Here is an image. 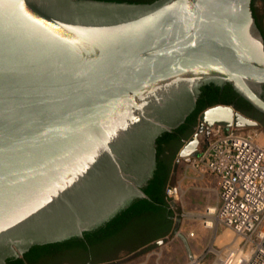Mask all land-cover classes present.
<instances>
[{
	"label": "water",
	"instance_id": "water-1",
	"mask_svg": "<svg viewBox=\"0 0 264 264\" xmlns=\"http://www.w3.org/2000/svg\"><path fill=\"white\" fill-rule=\"evenodd\" d=\"M211 82L264 112L252 0H0V264L148 197L157 139ZM215 124L258 121L230 104L203 109L173 171Z\"/></svg>",
	"mask_w": 264,
	"mask_h": 264
},
{
	"label": "built area",
	"instance_id": "built-area-1",
	"mask_svg": "<svg viewBox=\"0 0 264 264\" xmlns=\"http://www.w3.org/2000/svg\"><path fill=\"white\" fill-rule=\"evenodd\" d=\"M180 161L189 164L198 179L208 174L218 178V201L208 210L251 246L227 250L220 264H264V146L253 132L212 125L208 133H198L196 152ZM180 189L179 181L166 187L173 205Z\"/></svg>",
	"mask_w": 264,
	"mask_h": 264
},
{
	"label": "flooded vegetation",
	"instance_id": "flooded-vegetation-1",
	"mask_svg": "<svg viewBox=\"0 0 264 264\" xmlns=\"http://www.w3.org/2000/svg\"><path fill=\"white\" fill-rule=\"evenodd\" d=\"M252 12L256 24L261 29L264 36V0H252ZM261 94L264 99V84L262 85ZM213 101L217 102L209 104ZM217 103L233 105L237 110H239L246 116L257 120V126L264 127L262 123L264 122V112L258 110L244 96L236 91L230 83L216 84L212 82L205 84L200 88L193 109L178 127L186 122V120L190 117L191 114H193L198 106L207 104V106L205 107L207 108ZM200 113L201 112H199L198 114L197 125L194 127L193 134L198 130ZM177 128H175L171 132H173V135L181 137L182 141H184L185 144L186 140H188L193 134L188 139H185L182 137L183 134L181 130L175 131ZM163 135H161L160 137H162ZM169 142V137H163L162 145L164 148L169 147ZM176 158L177 156L175 157V159ZM157 168L158 163L156 153V164L150 176L146 178L142 185V189L148 195V197L135 196L131 198L125 204V206L120 208L106 222L101 224L105 229L92 234L90 237V240H92L91 242L87 241V239H82V241H80L82 243L69 242V244H66L65 246L41 248L39 250L32 249V246L23 254L10 257L7 260L6 264H100L102 262L111 260L141 244L144 240L150 238L159 231L156 226L157 222L154 219H150L151 221H146L144 223L137 222V218H139L146 212L145 209H152L157 204L155 199H153V197L149 195L146 190L149 189L152 194L156 193L157 196H160L162 184L160 182V179H158L157 176L155 177V171L157 170ZM140 200H146V202H149L152 205L140 202ZM137 201L139 202L135 204V202ZM167 202V212L169 214L171 210H174L173 215H170V217L175 221L178 214L175 210L177 208L168 200ZM118 215L121 216L113 221V223H111L109 226L106 225L108 221L110 222ZM174 225L175 222L173 224V228ZM99 226L91 230H97L100 228ZM82 237L83 235L79 236V238Z\"/></svg>",
	"mask_w": 264,
	"mask_h": 264
},
{
	"label": "rangeland",
	"instance_id": "rangeland-1",
	"mask_svg": "<svg viewBox=\"0 0 264 264\" xmlns=\"http://www.w3.org/2000/svg\"><path fill=\"white\" fill-rule=\"evenodd\" d=\"M246 129H250L258 142L264 146L263 126ZM171 181H179L181 184L180 194L175 200V210L180 218L177 233L173 228L165 237L100 264L124 258L126 259L118 264H189L191 261H194V264H220L229 249L244 246L249 250L251 246L245 244L242 236L217 221L213 213L209 212L208 208L217 204V191L215 193L202 188L206 182L196 178V171L189 164L180 161L177 169L171 172ZM178 233L185 236L187 245ZM158 240L161 242L156 243ZM131 254L134 255L128 257Z\"/></svg>",
	"mask_w": 264,
	"mask_h": 264
},
{
	"label": "trees",
	"instance_id": "trees-1",
	"mask_svg": "<svg viewBox=\"0 0 264 264\" xmlns=\"http://www.w3.org/2000/svg\"><path fill=\"white\" fill-rule=\"evenodd\" d=\"M113 1H128V2H152L154 0H113ZM217 101H213L209 104L216 103ZM207 104H204L202 106H198L197 109L193 112V114L190 115V117L186 120L185 123H183L180 127H178L175 131L181 130L182 132V137L185 139H188L194 132V127L197 125V117L199 112H201ZM192 117V118H191ZM191 118V119H190ZM264 125V122H262ZM163 137H169V147L164 148L162 143H163ZM184 144V141H182L181 137L173 135V132H167L164 133V135L160 138L157 139V163H158V168L155 171V177L157 176L158 179H160V182L162 184L160 196H157V194H152L149 189L146 190V192L155 199L157 202L156 206L153 207L152 209H145L144 214H142L139 218H137V222H146V221H151L150 219H154L157 224L158 232L155 233L153 236L150 238L144 240L141 244L137 245L136 247L132 248L135 249L139 246H142L148 242L160 239L162 237L167 236L173 228L174 224V219L170 217V215H173V211L171 210L168 214L166 206L168 205L166 195H165V190L168 184L170 183V177H171V172H172V167L174 163V159L177 156L180 148ZM158 173V174H157ZM139 201L135 202L138 203ZM140 202L152 205L149 202H146V200H140ZM125 212V211H124ZM169 215V216H168ZM121 215H118L116 218L111 220L110 222L108 221L106 225H110L118 219ZM100 228L97 230H87L83 232V237L79 238V236H72L70 238H67L62 241L54 242V243H49V244H43V245H35L33 246L32 249L39 250L41 248H49V247H59V246H65L66 244H69V242H77V243H82V239H87V241L91 242L90 237L92 234H95L96 232L102 231L104 226H99ZM94 241V240H93ZM84 243V242H83ZM130 249V250H132Z\"/></svg>",
	"mask_w": 264,
	"mask_h": 264
},
{
	"label": "crops",
	"instance_id": "crops-1",
	"mask_svg": "<svg viewBox=\"0 0 264 264\" xmlns=\"http://www.w3.org/2000/svg\"><path fill=\"white\" fill-rule=\"evenodd\" d=\"M210 178L212 179V181H210ZM202 182H206V184L203 186L204 188H207L209 190H212L216 193L217 188H218V178L208 174L205 175L203 178L200 179Z\"/></svg>",
	"mask_w": 264,
	"mask_h": 264
},
{
	"label": "bare ground",
	"instance_id": "bare-ground-1",
	"mask_svg": "<svg viewBox=\"0 0 264 264\" xmlns=\"http://www.w3.org/2000/svg\"><path fill=\"white\" fill-rule=\"evenodd\" d=\"M210 224V223H209Z\"/></svg>",
	"mask_w": 264,
	"mask_h": 264
}]
</instances>
